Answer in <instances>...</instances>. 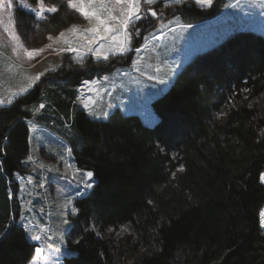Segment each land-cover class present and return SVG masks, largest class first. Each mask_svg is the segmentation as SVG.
I'll list each match as a JSON object with an SVG mask.
<instances>
[{
	"label": "trees",
	"instance_id": "obj_1",
	"mask_svg": "<svg viewBox=\"0 0 264 264\" xmlns=\"http://www.w3.org/2000/svg\"><path fill=\"white\" fill-rule=\"evenodd\" d=\"M44 1L58 9L40 22L46 31L82 21L67 0ZM221 1L210 7L191 0L148 6L158 15L149 13L133 27L136 45L161 18L209 19L222 10ZM117 63L108 59L50 72L65 82L62 96H48L47 115L70 116L73 159L95 177L88 193L75 200L79 211L67 233L65 263L264 264L259 179L264 171V34L238 30L197 53L153 101L158 121L151 126L118 109L106 120L96 119L73 104L75 86ZM43 82L0 107V233H6L0 239V264H28L37 246L21 225L11 223L20 207L1 186L24 168L25 119L33 116L28 106L43 101ZM122 224L129 231L118 236Z\"/></svg>",
	"mask_w": 264,
	"mask_h": 264
},
{
	"label": "rangeland",
	"instance_id": "obj_2",
	"mask_svg": "<svg viewBox=\"0 0 264 264\" xmlns=\"http://www.w3.org/2000/svg\"><path fill=\"white\" fill-rule=\"evenodd\" d=\"M5 3L6 0H0V99L9 98L10 93L27 85L28 77L41 73L43 75L35 84L44 80V94L42 102L28 106L33 116L25 119L29 126V153L23 160L24 168L14 172L12 182L9 179L6 183L3 181L1 189L11 201L15 197L20 207L17 217L15 212L11 214V223L21 225L30 239L33 236L40 237V240H32L37 244L36 248H42L43 252L35 251L29 264H66L64 257L70 253L66 237L72 225V216L77 213L73 210L77 209L75 200L88 193L91 188H86L85 184L91 183L93 186L95 177L89 180L82 176L81 173L91 170L79 168L73 159L70 138L74 129L69 125L70 116L65 112L47 115L50 114L48 110L52 109V99L48 96L51 93L53 97L62 96L58 94H64L65 82L58 76L50 75V72L62 66L66 70L88 68L87 65L105 60H97L94 53H87L81 65L77 63V53L60 51L69 46L78 47L81 43L79 32L72 34L68 31L73 25L79 29L90 27L89 21L79 12L82 21H72L57 32H49L40 22L51 13L45 11L43 19L36 13L41 7L57 8L55 3L11 0L10 7H5ZM156 3H159V8L175 4L173 0H156ZM221 3V12L209 19L186 20L180 14L161 18L155 27L144 33L143 42L139 46L136 45L133 32L139 20L129 24L128 31L133 34L128 51L119 53L114 49L109 53V60H118L120 63L115 64L110 71L84 79L75 86L73 104L82 107L96 119L106 120L111 112L118 109L123 114H137L146 125H154L158 116L153 101L170 87L178 72L198 52L217 45L238 30L249 29L264 34V0H222ZM147 7L141 0L140 15L144 19L148 18L144 10ZM10 32L18 36L19 43L24 46L18 50L19 54L17 41L12 39ZM61 32L65 33L70 45L53 43ZM85 35L91 38L90 34ZM49 36L53 40H49ZM104 42L97 41L93 48ZM49 44L52 47H48ZM24 49L44 51L29 58ZM40 104L44 107L36 111ZM58 116L64 120L58 119ZM32 125H36L35 130ZM29 156L33 157L31 161L27 159ZM65 162L71 167H66ZM77 168L81 171L74 174ZM69 199L72 204L62 207L65 200ZM261 213H264V207L260 211V221ZM64 220L68 223H63ZM123 227L129 231V226L122 224L116 230L118 236L126 232H121Z\"/></svg>",
	"mask_w": 264,
	"mask_h": 264
},
{
	"label": "snow or ice",
	"instance_id": "obj_3",
	"mask_svg": "<svg viewBox=\"0 0 264 264\" xmlns=\"http://www.w3.org/2000/svg\"><path fill=\"white\" fill-rule=\"evenodd\" d=\"M175 4H181L183 3V0H173ZM213 0H195V3L200 6H211ZM42 3V0H41ZM143 3L145 6H150L154 3H156V0H143ZM5 7L11 6V0H6V3L4 5ZM67 6L70 9L76 10L79 12L85 19H87L90 23V27L86 29H79L78 26L73 25L68 31L72 34H76L79 32L81 36V43L78 47H67L62 48L60 51H67V52H75L77 53V63H80L83 65L84 54L87 53H94L97 60H100L101 58L103 60H108L109 53L113 52L115 49L119 53H125L128 51V45L131 41V36L133 33H130L128 31L129 24H135L137 20H140L142 17L140 15L141 12V0H88L87 3L84 2V0H67ZM35 11V10H34ZM47 11L50 13H56L58 9L55 6L49 7L47 9H44L41 7V9L36 13L40 18H44L43 13ZM151 14V16L156 17L158 14L152 7L146 8L145 17L147 14ZM164 25H162L163 27ZM138 29L136 32L138 33ZM85 33L90 34L91 38H89L88 35H85ZM117 34H120L118 36ZM10 35H12V39L14 41H17V53L19 54V49L23 48V44L19 43V37L15 34H12L10 32ZM49 40H53L51 36L48 37ZM104 40V43L99 44L98 47L93 48V45L97 44V41ZM63 42L65 44L70 45V41L67 39L64 32L59 33V36L53 41V43H59ZM48 47H52L51 44L48 45ZM145 47H147L145 45ZM26 55L29 58L38 56L41 52L44 51V49H35V50H28L24 49ZM135 51L139 52V49H136ZM40 75H43L42 73L39 75H36L34 77H28V83L25 87L20 88L16 92L10 93L9 98L7 99H0V105L4 104H11L13 102L14 98H17L19 96H22L23 94L27 93V91L33 87V85L40 79ZM107 79V77H105ZM245 91H248L245 89ZM87 107V104L85 105ZM44 107L43 104H40L36 111H39ZM251 107V104L249 105ZM95 114V113H93ZM220 115H223L221 113ZM33 130H35L36 125H32ZM28 161H31L33 159L32 156H29ZM63 160L64 158L61 157ZM66 163V162H65ZM44 165H41L43 167ZM66 167H71L70 165H67ZM80 169H75V172H80ZM179 171H183V168L179 169ZM82 176H86L89 178V180L94 176V173L92 171H87L86 173H81ZM31 179V177H29ZM259 179L261 181H264V172H261L259 174ZM86 188H91V183L85 184ZM72 204V200H65L62 207H67ZM43 210V209H42ZM75 212L78 213V209H73ZM63 223H68L67 220H64ZM261 226L264 227V213H261ZM93 230H95V225H92ZM128 229L126 227L121 228V232H125ZM111 231V229H109ZM6 236V233H0V239H3ZM31 239L40 240L39 236H33ZM35 251L37 253H42V248H36Z\"/></svg>",
	"mask_w": 264,
	"mask_h": 264
},
{
	"label": "crops",
	"instance_id": "obj_4",
	"mask_svg": "<svg viewBox=\"0 0 264 264\" xmlns=\"http://www.w3.org/2000/svg\"><path fill=\"white\" fill-rule=\"evenodd\" d=\"M29 264V263H28Z\"/></svg>",
	"mask_w": 264,
	"mask_h": 264
}]
</instances>
